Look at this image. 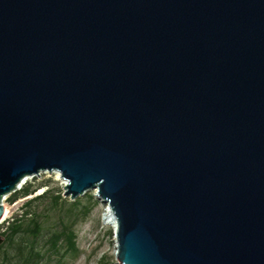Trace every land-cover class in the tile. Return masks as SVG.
<instances>
[{
	"label": "water",
	"instance_id": "95a60500",
	"mask_svg": "<svg viewBox=\"0 0 264 264\" xmlns=\"http://www.w3.org/2000/svg\"><path fill=\"white\" fill-rule=\"evenodd\" d=\"M53 171L116 264H264V0H0V220Z\"/></svg>",
	"mask_w": 264,
	"mask_h": 264
},
{
	"label": "trees",
	"instance_id": "16d2710c",
	"mask_svg": "<svg viewBox=\"0 0 264 264\" xmlns=\"http://www.w3.org/2000/svg\"><path fill=\"white\" fill-rule=\"evenodd\" d=\"M38 187H23L19 192L7 198V203L12 204L18 198L33 195ZM48 188L41 194L31 197L25 201L20 209V215H16L8 221L4 230L0 231L2 243L0 245L1 263L7 264L11 257L8 250L13 249L15 264H44L56 258L55 264H64L66 258H74L78 253L76 245L75 224L87 217L91 212L96 201L89 196L88 202L81 205L78 200L69 203L63 215H60L57 222L58 226L54 229L45 231L40 215L33 211L32 206L36 202L48 201L53 208L61 209L66 200ZM46 235V240L40 246V239ZM45 262V263H46ZM9 264V262H8ZM97 264H116L108 263L102 257Z\"/></svg>",
	"mask_w": 264,
	"mask_h": 264
},
{
	"label": "rangeland",
	"instance_id": "374dc122",
	"mask_svg": "<svg viewBox=\"0 0 264 264\" xmlns=\"http://www.w3.org/2000/svg\"><path fill=\"white\" fill-rule=\"evenodd\" d=\"M38 187L37 191L33 195H29L24 198H18L14 203L8 204L7 198H10L14 193L19 192L23 187ZM64 182L60 177H57L55 173L41 172L36 176H32L25 185L19 190L7 195L3 200L4 214L0 220V231L4 230L8 221H11L16 215H20V209L22 204L34 197L41 194L47 188L54 191V193H63ZM61 193V196H62ZM96 190L87 191L81 196H78L75 200H78L81 205H85L88 202L89 196L93 197L96 201L91 212L83 220L78 221L75 226L76 232V245L78 253L74 258H66L64 264H97V262L104 257L108 263H116L115 250L116 243L114 237V229L111 225L104 223V216L106 215V204L100 202L95 198ZM66 202L61 206L62 208H53L48 201L43 200L36 202L32 206V210L36 211L40 215V220L43 223L45 231L48 229H54L58 226L57 222L60 215L64 214L65 209L72 202L69 198H64ZM46 240V235L40 239L39 245L42 246ZM2 239L0 238V245ZM11 257L9 264H15L13 249L8 250ZM7 262V264H8ZM44 261V264H55L56 258H52L50 262ZM1 263V254H0Z\"/></svg>",
	"mask_w": 264,
	"mask_h": 264
},
{
	"label": "bare ground",
	"instance_id": "6f19581e",
	"mask_svg": "<svg viewBox=\"0 0 264 264\" xmlns=\"http://www.w3.org/2000/svg\"><path fill=\"white\" fill-rule=\"evenodd\" d=\"M51 173H55L57 175V177H59V174L55 171L51 172ZM31 177H25L24 179H22L19 184L16 186V190H19L23 185H25L27 183V181L30 179ZM64 182V181H63ZM64 185H65V182H64ZM104 223L105 224H108V225H111L115 231V222L114 220L112 219L111 217V214L109 212V210L107 209V206H106V215L104 216Z\"/></svg>",
	"mask_w": 264,
	"mask_h": 264
}]
</instances>
